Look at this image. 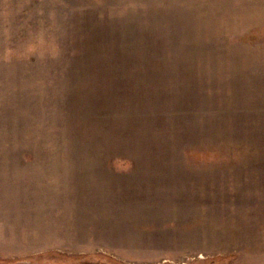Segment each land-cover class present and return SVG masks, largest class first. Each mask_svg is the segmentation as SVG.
Here are the masks:
<instances>
[{"label": "rangeland", "instance_id": "rangeland-1", "mask_svg": "<svg viewBox=\"0 0 264 264\" xmlns=\"http://www.w3.org/2000/svg\"><path fill=\"white\" fill-rule=\"evenodd\" d=\"M264 264V0H0V264Z\"/></svg>", "mask_w": 264, "mask_h": 264}, {"label": "water", "instance_id": "water-1", "mask_svg": "<svg viewBox=\"0 0 264 264\" xmlns=\"http://www.w3.org/2000/svg\"><path fill=\"white\" fill-rule=\"evenodd\" d=\"M16 264H19V263H16Z\"/></svg>", "mask_w": 264, "mask_h": 264}]
</instances>
